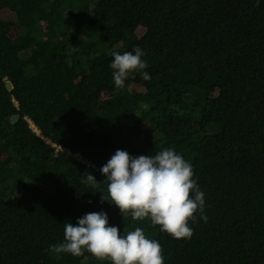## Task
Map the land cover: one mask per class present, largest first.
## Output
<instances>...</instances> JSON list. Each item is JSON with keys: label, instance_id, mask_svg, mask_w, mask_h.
Here are the masks:
<instances>
[{"label": "trees", "instance_id": "1", "mask_svg": "<svg viewBox=\"0 0 264 264\" xmlns=\"http://www.w3.org/2000/svg\"><path fill=\"white\" fill-rule=\"evenodd\" d=\"M136 46L151 78L117 87L111 53ZM165 147L205 194L190 239L82 182L117 149ZM101 210L158 240L164 264H264V0H0V264H112L47 251Z\"/></svg>", "mask_w": 264, "mask_h": 264}, {"label": "clouds", "instance_id": "2", "mask_svg": "<svg viewBox=\"0 0 264 264\" xmlns=\"http://www.w3.org/2000/svg\"><path fill=\"white\" fill-rule=\"evenodd\" d=\"M140 46L121 54L111 53L112 79L117 87L124 85L133 73L145 80L150 74L145 71L147 62ZM103 181H98L88 172L82 182L92 188L101 182L107 192L101 202L116 205L122 218L131 215L133 220L149 219L159 225L161 232L175 239L193 235L189 221L197 222L196 213L205 222L203 214L204 192L195 177L192 164L173 148L165 147L155 154L132 156L126 150L117 149L115 154L100 168ZM52 253H68L82 256L89 252L97 258H109L112 264H164L162 245L158 240L146 238L143 228L124 229L109 224L107 212H87L73 224L64 225L63 242L47 249Z\"/></svg>", "mask_w": 264, "mask_h": 264}, {"label": "built area", "instance_id": "3", "mask_svg": "<svg viewBox=\"0 0 264 264\" xmlns=\"http://www.w3.org/2000/svg\"><path fill=\"white\" fill-rule=\"evenodd\" d=\"M30 124H31L30 126L33 128V130L38 132V134H40L39 131L37 130V128L35 127V125L31 122H30ZM47 142H49L50 144H52L53 146L56 147V145L54 143H52L50 140L47 139ZM59 149L66 151L69 155L73 156L74 158H76L79 161L86 162V160L81 156L80 153H72L70 150H68L66 148H61V147L56 148V150H59Z\"/></svg>", "mask_w": 264, "mask_h": 264}, {"label": "rangeland", "instance_id": "4", "mask_svg": "<svg viewBox=\"0 0 264 264\" xmlns=\"http://www.w3.org/2000/svg\"><path fill=\"white\" fill-rule=\"evenodd\" d=\"M209 130H211V128Z\"/></svg>", "mask_w": 264, "mask_h": 264}]
</instances>
